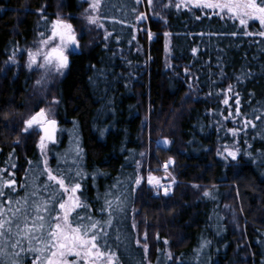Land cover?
Wrapping results in <instances>:
<instances>
[{
    "label": "trees",
    "instance_id": "1",
    "mask_svg": "<svg viewBox=\"0 0 264 264\" xmlns=\"http://www.w3.org/2000/svg\"><path fill=\"white\" fill-rule=\"evenodd\" d=\"M155 3L166 23L147 5L141 7L152 17L146 28L153 38L125 28L117 44L87 24L85 0H0V169L14 172V177L4 175L19 188L26 176L32 182L28 161L39 163L38 171L43 168L40 134L23 132L24 121L46 106L35 91L37 71L26 66V50L35 51L42 39L43 9L49 21L59 15L72 23L80 45L50 88V99L59 104L45 110L51 108L58 120L59 139L49 145V166L80 170L78 194L98 216L104 194L117 180L131 185L137 174L162 176L163 165L174 161L168 171L176 186L169 197L155 196L146 183L143 190L127 189L136 231L147 232L149 250L145 256L134 243L117 247L113 236L121 264H264V138L257 130H244L240 119L225 118L234 112L235 97L229 106L222 102L232 85L240 92L241 112L252 118L255 109L264 117V44L254 42L259 37L228 35L235 29L227 18H209L197 9H161L165 0ZM244 73L251 75L238 82ZM254 122L264 129V123ZM228 129H236L237 137ZM225 144L251 152L252 158L242 155L239 164H229L217 155ZM232 211L239 226L230 220ZM128 232L135 235L130 227ZM206 241L211 243L205 257L197 258Z\"/></svg>",
    "mask_w": 264,
    "mask_h": 264
},
{
    "label": "snow or ice",
    "instance_id": "2",
    "mask_svg": "<svg viewBox=\"0 0 264 264\" xmlns=\"http://www.w3.org/2000/svg\"><path fill=\"white\" fill-rule=\"evenodd\" d=\"M85 2L89 4V9L83 14L84 19L96 30H103L105 41L112 37L119 44V36L123 35L124 29L134 27L137 31H145L147 38L151 40L153 34L146 28V23L152 17L149 12L141 10L143 5H147L153 15L159 16L166 23L164 16L157 10L155 0H85ZM159 7L175 8L177 11L197 9L205 12L209 18L213 15L221 20L227 18L235 29L227 33L228 35L259 37V40L254 42L264 44V0H165ZM117 11L120 13L119 16ZM40 15L41 19L46 21L44 31L39 33L42 39L37 41L35 51L26 50L28 57L26 66L30 71L34 68L40 71V79L36 83L41 86L40 93L43 96L48 91L47 85L57 75L62 76L64 70L69 67V49L73 46L78 49L80 45L73 24L66 18L62 19L58 15L55 20L49 21L43 9ZM195 18L199 20L202 17L197 14ZM104 21L113 27L109 29ZM142 25L145 27H141ZM195 34L205 35L203 32ZM164 36L170 38L172 33L166 31ZM131 39L135 40L136 35L133 34ZM196 53L197 49H192L193 56ZM11 62L13 64L18 62L15 56ZM221 74L223 75L222 71ZM185 75H188L187 69ZM250 75L251 73H244L243 77L237 76L236 80L240 82L242 78ZM225 91L228 94L227 98L222 99L225 106H229V101L235 97L234 112L229 110L225 118H233V123L235 119H240L244 130L248 128L257 130L261 138H264V129H259L254 122L264 123V117L255 114L257 110L253 109V116L249 118L241 112L240 92L232 85H228ZM52 103L58 105L59 100H53ZM228 131L233 138L237 137L236 129ZM23 132L40 134L38 147L43 156V168L42 171H38L40 164L33 165L32 161H28L30 171L34 173L32 182L27 183L26 176L25 183L19 188L15 179L5 178L4 175L7 173L8 177H14V172L0 169V264H121V257L113 250L114 241L117 247L119 245L127 247L125 242L134 243L135 246L142 248L144 255L147 256L148 235L147 232L141 235L136 231L135 210L129 207L127 189L131 187L133 192L136 189L143 190L142 186L146 183L155 196L167 198L173 192L175 179L170 175L165 177L171 180V183L166 185L161 178L149 172L146 181L141 174L131 177V185L117 180L104 194L99 215L94 216L91 206L78 194H82L83 191L79 182L82 175L80 170L69 172L60 169L59 166L56 170L49 166V145H57L59 139L58 120L52 109L46 111L45 108H39L34 115L24 121ZM16 143H20V140L17 139ZM162 144L169 145L170 141L164 140ZM245 144L248 149L252 148L247 141ZM217 155L229 164H239L242 155L252 158L251 152L242 154L235 144L232 147L222 145L221 149L217 150ZM76 156L82 158L81 149H76ZM171 164H174V161L163 165L165 172H168ZM15 167L13 164L12 168ZM137 167L140 165L137 164ZM20 189H23L22 194H19ZM203 195L210 197L211 193L205 190ZM130 215L133 222L129 224ZM129 227L135 231V235L128 232ZM163 243L167 245L168 241L164 240ZM210 243L206 241L200 250L203 251ZM167 256L169 260L173 259L171 252H168Z\"/></svg>",
    "mask_w": 264,
    "mask_h": 264
},
{
    "label": "rangeland",
    "instance_id": "3",
    "mask_svg": "<svg viewBox=\"0 0 264 264\" xmlns=\"http://www.w3.org/2000/svg\"><path fill=\"white\" fill-rule=\"evenodd\" d=\"M77 50V48H75V46H73V48H71V49H69V52H68V54L70 53V52H74V51H76ZM37 71V79H36V82H37V80H39L40 79V71H38V70H36ZM42 71V70H41ZM66 72V69L64 70V73ZM64 73H63V75H64ZM62 75V76H63ZM62 76H59V75H57L56 76V78L55 79H53L52 81H51V83H49L48 85H47V88H48V91L47 92H45L44 94H43V96L41 95V93H40V85H38L37 83H36V86H35V91H38V93H37V96L39 97V101L41 100L46 106H45V108H48V107H50L53 103H52V101L54 100L53 98L52 99H50V96H51V94H50V91H51V89L50 88H52L51 86L53 85V84H55L56 83V81L57 80H59L60 79V77H62ZM35 114V113H34ZM33 114V115H34ZM154 175V174H153ZM170 175V173H169V171L168 172H165V171H163V173H162V176H157V177H159V178H161V180H162V182L164 183V184H170L171 183V180H169V179H166L165 180V177H167V176H169ZM156 176V175H155ZM146 178L147 177H145V181H146ZM175 186H176V183H175V185H173L172 187H173V191H174V189H175ZM173 193V192H172ZM225 209H228V207L226 206L225 207ZM232 217L230 218V220H232L233 221V223L234 224H237V222H238V219H237V215L236 214H234V212L232 211V215H231ZM238 225V224H237ZM239 226V225H238ZM201 249V247L200 248H198L197 250H196V257L197 258H202V257H205V253H206V248L204 247L203 248V251H201L200 250Z\"/></svg>",
    "mask_w": 264,
    "mask_h": 264
},
{
    "label": "water",
    "instance_id": "4",
    "mask_svg": "<svg viewBox=\"0 0 264 264\" xmlns=\"http://www.w3.org/2000/svg\"><path fill=\"white\" fill-rule=\"evenodd\" d=\"M166 180V179H165Z\"/></svg>",
    "mask_w": 264,
    "mask_h": 264
}]
</instances>
